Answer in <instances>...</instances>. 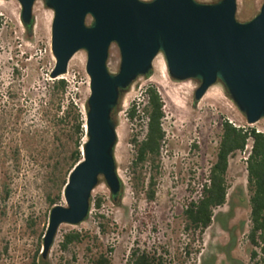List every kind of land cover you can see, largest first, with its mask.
<instances>
[{
	"label": "rangeland",
	"instance_id": "1",
	"mask_svg": "<svg viewBox=\"0 0 264 264\" xmlns=\"http://www.w3.org/2000/svg\"><path fill=\"white\" fill-rule=\"evenodd\" d=\"M262 3L264 0H235L234 19L248 20ZM19 12L16 0H0V264H88L107 249L109 264H126L133 249L155 252L163 264H248L245 153L236 152L228 158L224 203L213 210L200 241L183 230L181 211L214 161L222 120L264 133V118L247 125L219 82L195 101L193 91L198 82L170 79L160 54L153 59L148 76L134 79L127 87L112 113L116 132L112 154L121 185L118 202H113L99 177L90 193L85 219L74 226L59 225L46 255L40 256L48 212L53 206H65L61 186L67 178L68 155L75 140L69 128L55 120L70 103L84 119L88 77L85 53L77 51L68 60L65 73L56 78L65 81L57 111L58 98L48 96L54 65L49 49L52 12L42 0H35L29 30L22 25ZM89 21L87 18L85 23ZM118 63L117 48L111 44L108 72L115 73ZM147 85L159 94L164 115V141L153 174L151 201L145 197L147 169L142 171V187L132 190L128 139L131 134L141 137L143 123L128 124L125 114L131 101L139 104L140 112L145 102L142 90ZM77 140L83 143L84 134ZM95 198L100 200L97 209L93 206ZM98 214L106 219L104 234L96 227ZM69 231H77L85 239L62 250V235Z\"/></svg>",
	"mask_w": 264,
	"mask_h": 264
},
{
	"label": "water",
	"instance_id": "2",
	"mask_svg": "<svg viewBox=\"0 0 264 264\" xmlns=\"http://www.w3.org/2000/svg\"><path fill=\"white\" fill-rule=\"evenodd\" d=\"M24 27L32 25L35 0H16ZM52 12L49 49L51 79L65 73L70 57L84 51L88 77L81 159L62 188L65 206H53L42 235L43 258L59 225H77L89 209L92 189L101 177L111 197L118 195L112 113L127 87L146 76L160 54L173 81L194 79L193 99L219 82L247 125L264 118V3L245 21L234 19L235 0H42ZM89 18V23L85 20ZM119 55L108 72V48Z\"/></svg>",
	"mask_w": 264,
	"mask_h": 264
},
{
	"label": "trees",
	"instance_id": "3",
	"mask_svg": "<svg viewBox=\"0 0 264 264\" xmlns=\"http://www.w3.org/2000/svg\"><path fill=\"white\" fill-rule=\"evenodd\" d=\"M29 28L30 26L25 27L26 30H29ZM64 88L65 81L63 79L50 81L48 96L49 98H58L56 102L57 111L60 109L59 98H61ZM142 95L145 102L140 108V112H137L139 104L131 101L125 113L128 124L139 120L143 123L141 137H138L137 134H131L128 139V144L132 149L128 169L133 182V191L143 185L142 171L146 169L149 171L145 184V197L148 201H151L154 195L153 174L158 169L160 148L164 141V131L161 125L164 116L163 103L152 85L145 86ZM68 107L60 115H55L57 116L55 123L66 125L71 135L75 136L74 147L68 155L70 159L69 172L81 159L82 143L77 139L83 135V119L71 103ZM247 139L251 141L250 150L244 159L249 208V226L245 234V239L250 246L248 264H264V133L253 128L242 129L233 126L227 120H222L214 161L209 165L205 180L200 184L194 197L186 200L182 207L183 230L194 235L195 240L200 241L203 231L211 223L213 210L224 203L227 190L225 174L228 158L236 152H241L247 143ZM64 183L65 178L62 180L61 187ZM118 196L119 193L114 198L111 197L114 203L118 202ZM90 202L91 198L89 204ZM99 205L100 200L95 198L93 201L94 208L97 209ZM95 219L97 220L98 232L104 234L105 217L98 214ZM83 239H85V236L81 233L69 231L62 235L59 246L62 250H65L69 245L80 243ZM107 253H110V249L89 259L88 264H109ZM126 264H163V259L155 252L148 253L133 249Z\"/></svg>",
	"mask_w": 264,
	"mask_h": 264
},
{
	"label": "built area",
	"instance_id": "4",
	"mask_svg": "<svg viewBox=\"0 0 264 264\" xmlns=\"http://www.w3.org/2000/svg\"><path fill=\"white\" fill-rule=\"evenodd\" d=\"M231 124H232V123H231ZM232 125L235 126V127H240V128H242V129H245L243 126H237V125H234V124H232ZM250 144H251L250 139H247V143H246V145L244 146L243 150L241 151V152L245 153V157H246V155L248 154V152H249V150H250ZM244 159H245V158H244Z\"/></svg>",
	"mask_w": 264,
	"mask_h": 264
},
{
	"label": "bare ground",
	"instance_id": "5",
	"mask_svg": "<svg viewBox=\"0 0 264 264\" xmlns=\"http://www.w3.org/2000/svg\"><path fill=\"white\" fill-rule=\"evenodd\" d=\"M116 133V132H115Z\"/></svg>",
	"mask_w": 264,
	"mask_h": 264
}]
</instances>
